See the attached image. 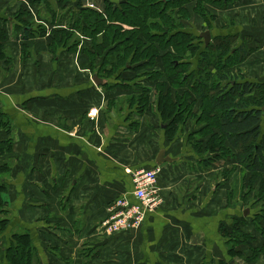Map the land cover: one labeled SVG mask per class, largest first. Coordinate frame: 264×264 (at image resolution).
Wrapping results in <instances>:
<instances>
[{
    "label": "crops",
    "instance_id": "obj_1",
    "mask_svg": "<svg viewBox=\"0 0 264 264\" xmlns=\"http://www.w3.org/2000/svg\"><path fill=\"white\" fill-rule=\"evenodd\" d=\"M47 1L49 5L0 0L5 51L15 61L6 67L0 60V103L17 130L16 164L7 195L11 221L0 237V264H9L6 250L12 233L21 228L35 242L34 264L232 262L220 225L247 217V211L239 198L228 200L234 180L221 172L237 166L236 160H214L219 153L202 160L189 144L191 133L200 138L195 120L188 133L167 139L158 113L156 82L135 81L138 74L130 71L122 76L124 84L115 78L107 80V85H115L112 89L102 86L106 81L97 86L93 77L102 58L95 65L90 61L86 53L92 51L90 37L78 35L80 45L74 53L55 54L49 48L52 31L66 27L56 25L62 14L57 0ZM98 2L70 0L66 6L102 12ZM208 8L215 16L210 26L193 16L184 24L186 29L194 28L200 36L211 32L210 43L216 36L237 35L235 47L246 53L244 79L264 83V0H237L227 10ZM20 9L30 15L22 16V23L13 17ZM42 10L44 17L38 16ZM28 24L34 36L26 40L20 31ZM42 27L48 35L35 37ZM191 63L190 72L199 74V56ZM157 68L163 70L161 63ZM4 69H11L7 76ZM140 87L153 90L151 110L144 116L128 102L139 95ZM201 105L197 100L195 113H200ZM133 122L138 124L132 127ZM161 150L173 162L157 165ZM207 159H212L211 166L205 165ZM142 169H159L156 194L161 203L146 215L138 231L109 235L101 224L117 199L135 203L132 174Z\"/></svg>",
    "mask_w": 264,
    "mask_h": 264
},
{
    "label": "trees",
    "instance_id": "obj_2",
    "mask_svg": "<svg viewBox=\"0 0 264 264\" xmlns=\"http://www.w3.org/2000/svg\"><path fill=\"white\" fill-rule=\"evenodd\" d=\"M68 2L57 0L62 14L56 25L66 29L52 32L49 48L55 54L74 53L80 45L78 35L90 37L92 51L86 53L94 65L102 58L94 74L106 81L102 86L112 89L115 85H107V80L113 82L115 78L116 83L124 84L122 76L130 71L138 74L135 81L156 82L158 113L167 139L173 140L181 132L188 133L189 125L195 120L201 128L200 138L191 133L189 144L202 160L208 154L218 153L214 160L234 158L238 165L221 172L233 176L234 189L228 200L239 198L245 207L255 208L256 215L251 220L241 215L230 224L221 222L220 233L232 258V262L221 264H236L237 260L257 264L264 259V83L244 79L242 67L246 53L235 47L237 35L216 36L203 48L204 39L184 26L193 16L210 26L215 20L208 8L210 5L227 10L237 0H99L102 12L83 7L68 9ZM45 4L49 2L46 0ZM24 15L25 12L19 15V23ZM29 26L20 27L26 40L34 36ZM47 35L48 31L43 28L36 31L35 37ZM6 41L7 34L1 29L0 60L7 67L11 57L5 51ZM26 55L25 46L23 56ZM198 56L199 74H188L191 61ZM160 63L163 70L157 68ZM140 88L139 95L128 98V102L135 105L136 114L144 116L151 110L153 90ZM174 89L177 92L173 95ZM193 98L202 102L200 113L194 112ZM137 124L133 122L132 127ZM15 131L14 122L0 103V134L3 135L0 139V237L11 221L7 195L16 164ZM205 162L207 166L212 165V159ZM10 243L6 250L9 264L36 263L35 242L27 230L21 228L12 233Z\"/></svg>",
    "mask_w": 264,
    "mask_h": 264
},
{
    "label": "built area",
    "instance_id": "obj_3",
    "mask_svg": "<svg viewBox=\"0 0 264 264\" xmlns=\"http://www.w3.org/2000/svg\"><path fill=\"white\" fill-rule=\"evenodd\" d=\"M159 173V169H142L132 174L135 203L121 197L111 205V215L101 224L109 235L138 231L146 215L159 207L161 201L156 194Z\"/></svg>",
    "mask_w": 264,
    "mask_h": 264
},
{
    "label": "rangeland",
    "instance_id": "obj_4",
    "mask_svg": "<svg viewBox=\"0 0 264 264\" xmlns=\"http://www.w3.org/2000/svg\"><path fill=\"white\" fill-rule=\"evenodd\" d=\"M45 1H46V0H39L40 3H41V2H42V3H43V2L45 3ZM41 7H42V4H41ZM44 7H46V5H44ZM22 12H23V10L20 9V11H18V12L16 13V15H14L13 17H15L16 20L20 21L21 18H19V17H20L19 15H21ZM24 12L26 13L27 11L24 10ZM43 12H44V10L40 11V12L38 13V16H39L40 14H41V15L43 14L42 17H44V16H45V13H43ZM27 13H28V12H27ZM27 13H26V15H29V14H27ZM26 15H25V16H26ZM29 16H30V15H29ZM190 17H191V16H190ZM29 18H30V17H29ZM223 19H224V18H223ZM4 21H5V20H0V23H3ZM202 25H204V23H203ZM205 25H206V24H205ZM196 26H197V25H196ZM198 26L200 27V25H198ZM44 27H45V26H44ZM44 27H43V28H44ZM202 27H203V26H202ZM202 27H200V28H202ZM0 28H1V27H0ZM44 29L46 30V28H44ZM50 30H52V29H50ZM189 30H190L191 32H193V33H197V30H196V29L194 30V28H190ZM53 31H54V30H53ZM53 31H52V32H53ZM50 38H51V37H50ZM14 62H15V61H13V62L11 61V64H13ZM13 65H15V63H14ZM258 69L261 70V67H258ZM10 70H11V69H4V70H3V74H4V76H7V75H8V72H9ZM188 74H190V70L188 71ZM188 74H186V75H188ZM185 77H187V76H185ZM176 92H177V90L174 89V90H173V95L176 94ZM257 184H259V182H258ZM256 186H257V185H256ZM249 205H250V204H249ZM245 209H246V211H247V217L250 218L249 220L253 219V218H254L253 216L256 215L255 208L252 209V206H251V207L248 206V207H246ZM13 217H17V216H16V211L13 212ZM256 224H257V223H256ZM253 231H254V230H253ZM243 264H244V263H243ZM257 264H264V259H262V260H261L260 262H258Z\"/></svg>",
    "mask_w": 264,
    "mask_h": 264
},
{
    "label": "water",
    "instance_id": "obj_5",
    "mask_svg": "<svg viewBox=\"0 0 264 264\" xmlns=\"http://www.w3.org/2000/svg\"><path fill=\"white\" fill-rule=\"evenodd\" d=\"M202 39H204L206 46H208L210 44V41L212 39V35L211 32L206 31L204 33L201 34ZM94 82L96 83L97 86L101 85L103 83L102 80L99 79V77L97 75H94L93 77ZM166 150H161L158 159H157V165L159 166H163L164 163L167 162H173V159L170 157H166ZM247 214V213H246Z\"/></svg>",
    "mask_w": 264,
    "mask_h": 264
}]
</instances>
